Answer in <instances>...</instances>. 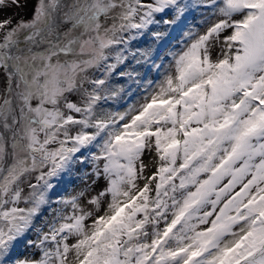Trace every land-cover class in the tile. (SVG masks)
Segmentation results:
<instances>
[{"label": "snow or ice", "instance_id": "obj_1", "mask_svg": "<svg viewBox=\"0 0 264 264\" xmlns=\"http://www.w3.org/2000/svg\"><path fill=\"white\" fill-rule=\"evenodd\" d=\"M0 78V264H264V0H0Z\"/></svg>", "mask_w": 264, "mask_h": 264}, {"label": "rangeland", "instance_id": "obj_2", "mask_svg": "<svg viewBox=\"0 0 264 264\" xmlns=\"http://www.w3.org/2000/svg\"><path fill=\"white\" fill-rule=\"evenodd\" d=\"M29 18L30 17H25V19H29ZM189 20H190L192 25L197 26L200 29H203L204 25L201 23V21L203 20V17L201 15L200 10H196V9L191 10ZM161 30H164V29L162 28ZM21 37H22V35H21ZM137 43L139 44L140 47H144L145 45L152 43V41L149 37H144L141 41H139ZM161 55H164L163 50L161 51ZM159 62L160 61L157 60V63H159ZM165 62H167V61H165ZM141 71H143V70L141 69ZM149 78H158V77L156 76V73H152L151 77H149ZM117 81L118 82L114 86L115 87H123V88H125L126 91L122 94L124 96V99L120 100L119 104H116L112 101H109V104L112 105L113 109L119 108L120 110H124L128 104L133 103L139 99H142V94L138 93L136 91L137 85L135 83L129 84V82L126 79L122 80L120 78H117ZM0 82H1L0 88H3L4 82H3L2 78H0ZM129 92H131V96H129ZM154 170L155 169L153 168L152 171H154ZM61 185H63V184H61ZM99 185L102 188L103 186L106 185V181H104V180L99 181ZM63 186H64V190H63V192L60 193L61 195L66 194V192L70 193L72 191V188H76L78 190V188L80 187V185L75 181V179H73V181L71 183V187L69 186L68 181H66V184H64ZM96 190L98 191L99 189H96ZM25 191L27 192L26 186H25ZM91 194L94 195L95 192H92ZM45 215H47V210H45Z\"/></svg>", "mask_w": 264, "mask_h": 264}, {"label": "flooded vegetation", "instance_id": "obj_3", "mask_svg": "<svg viewBox=\"0 0 264 264\" xmlns=\"http://www.w3.org/2000/svg\"><path fill=\"white\" fill-rule=\"evenodd\" d=\"M21 41L23 42L24 36L22 35V37H20ZM23 43H21V47H23Z\"/></svg>", "mask_w": 264, "mask_h": 264}, {"label": "bare ground", "instance_id": "obj_4", "mask_svg": "<svg viewBox=\"0 0 264 264\" xmlns=\"http://www.w3.org/2000/svg\"><path fill=\"white\" fill-rule=\"evenodd\" d=\"M0 84H1V82H0Z\"/></svg>", "mask_w": 264, "mask_h": 264}]
</instances>
